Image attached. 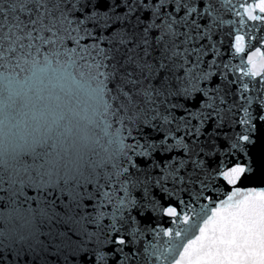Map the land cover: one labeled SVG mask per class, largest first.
Listing matches in <instances>:
<instances>
[{
  "label": "snow or ice",
  "instance_id": "snow-or-ice-1",
  "mask_svg": "<svg viewBox=\"0 0 264 264\" xmlns=\"http://www.w3.org/2000/svg\"><path fill=\"white\" fill-rule=\"evenodd\" d=\"M0 264H264V0H0Z\"/></svg>",
  "mask_w": 264,
  "mask_h": 264
}]
</instances>
